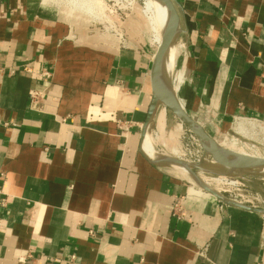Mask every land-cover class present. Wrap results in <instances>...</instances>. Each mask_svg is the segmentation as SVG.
<instances>
[{"label":"crops","instance_id":"0c3cea01","mask_svg":"<svg viewBox=\"0 0 264 264\" xmlns=\"http://www.w3.org/2000/svg\"><path fill=\"white\" fill-rule=\"evenodd\" d=\"M175 2L186 113L264 123V0ZM60 9L0 0V264H264V216L142 155L156 48Z\"/></svg>","mask_w":264,"mask_h":264},{"label":"water","instance_id":"95a60500","mask_svg":"<svg viewBox=\"0 0 264 264\" xmlns=\"http://www.w3.org/2000/svg\"><path fill=\"white\" fill-rule=\"evenodd\" d=\"M158 1L163 5L166 11V24L161 33L160 45L156 47L151 62L149 75L151 101L148 107L145 123L140 131V141L142 144L145 135L147 133L149 134L157 112L162 108L195 138L202 150V159L200 163L190 164L156 152L158 154V159L152 160L144 155L141 145L140 151L145 159L152 165L172 169H174L173 167L182 168L186 172L187 178L191 181L193 187L208 194L218 203L228 208L239 209L264 216L263 208H253L235 203L205 186L200 179L201 174L223 176L226 178L238 176L241 181L249 182V180L243 178V176H264V158L240 155L221 147L213 138H211V136H209L202 126L193 121V119L182 109L177 97L168 87L165 86V61L169 49L178 44L181 30L175 0ZM205 159L212 161V168L203 165Z\"/></svg>","mask_w":264,"mask_h":264},{"label":"rangeland","instance_id":"374dc122","mask_svg":"<svg viewBox=\"0 0 264 264\" xmlns=\"http://www.w3.org/2000/svg\"><path fill=\"white\" fill-rule=\"evenodd\" d=\"M64 1L65 0H61V2H57L61 4H59L58 6L57 4H51V6L61 7L59 13L63 16L68 15L67 17H69L70 19L77 17L80 22L86 23L92 28L100 30L101 34L109 35L117 39H120V35L122 36V39L124 38L123 33H121V26L124 23H132L137 26L140 31H142V33L151 43L152 35L150 33V30L146 24V21L141 17L138 11L142 9L141 0H130V2H133L131 7L129 5V1L127 0H89V2L87 3H90L88 6L91 7V11L93 12V14H91V17H88L86 15L84 16L76 12H72L69 15L68 11L71 12V10H69L66 6H62L64 5ZM42 3L46 5L47 2L46 0H42ZM47 4L48 6L50 5V3ZM134 8L135 10H133ZM151 46L152 48H156V46ZM179 71L180 70L176 60L172 76L174 77ZM178 83L180 91L182 78L179 79ZM165 112L164 125L163 127H161V130L157 131L154 130L153 127H151L149 131L150 137L153 141V148L157 153L169 157H174L175 159L180 161L182 159L183 162H186L187 160H189L187 150L191 153H194L196 148L194 145H191L190 140L188 139L187 130L178 121L171 117V115L167 111ZM236 119L240 120L237 121ZM244 121L245 123H252L251 120L247 118H235L228 125L227 129L222 130V132L218 134H212L211 138H213L216 142L222 144L225 148H231L235 150L239 146L241 150L245 152L247 151V153L249 154H256L259 158H264V123H261L259 121L254 122V125L256 127L252 128L248 124L246 126H243V128L240 126H236L237 123ZM209 124L203 127L206 132H209L210 130ZM225 130H227V132H225ZM231 138H233V140H231ZM232 141L236 142L238 146L235 144H231ZM201 175L213 178L218 177L203 174ZM243 178L249 180V182L241 181L238 176H234L228 179L233 183L241 182L245 184L247 188L246 190L249 193L253 195L256 194L260 198V204H256L258 208L264 209V176H243ZM185 179L191 184V181L188 178ZM213 184L214 182L210 183V187H207L214 192L219 193L226 198H229V194L221 193L225 187H223L222 184L218 185L220 184V181H217L215 183V186ZM232 189L234 188H229L227 190L232 191ZM196 190L197 189H193V191ZM198 191L200 190L198 189Z\"/></svg>","mask_w":264,"mask_h":264},{"label":"bare ground","instance_id":"6f19581e","mask_svg":"<svg viewBox=\"0 0 264 264\" xmlns=\"http://www.w3.org/2000/svg\"><path fill=\"white\" fill-rule=\"evenodd\" d=\"M127 1H129V3H130L129 5L131 7L133 2H130V0H127ZM46 2L50 3V5L51 4H57V6H58L60 3H57V2H61V0H46ZM87 2H89V0H65L63 2L64 5H62V6H66V7H68L69 10H71V12L68 11L69 15L72 12H76V13L82 14L84 16L86 15L88 17H91V14H93V12L91 11V7L88 6L90 3H87ZM141 2H142V5H141L142 9L138 10V11H139L141 17L146 21V24H147V26H148V28L150 30L151 35H152L151 36V45L158 47L160 45V42H161L162 30H163V28H164V26L166 24V11H165L163 5L158 0H141ZM47 3H46V5H48ZM133 10H135V8ZM66 19H68L70 21L72 20L69 17L66 18ZM182 50H183V47L180 44H176L173 47H171L169 49V51H168V55H167V58H166V61H165V66H164V73H165L164 74V83H165V86L168 87L169 90L176 97L178 96V93H179V83H178V81H179V79L182 76V72L179 71L174 77L172 76V74H173V71H174V68H175V62L178 59L179 55L182 53ZM178 101H179V104L181 105L182 109L185 111L183 102H181L179 99H178ZM165 113L166 112L163 109H161L160 111H158V113H157V115L155 117V126H156V130L157 131L161 130V127H163V125H164ZM193 121H195V120H193ZM247 124L251 128L252 127H256L252 123H245V121L237 123L236 126L237 127L240 126V127L243 128V126H246ZM231 140H233V138H231ZM218 144L221 147L225 148L222 144H220V143H218ZM231 144L237 145V143L233 142V141H232ZM141 149H142V152L144 153V155L147 158L152 159V160L158 159V154L155 152V150L153 148V141H152V138L150 137V134L147 133L145 135V137H144V139L142 141V144H141ZM225 149H227L229 151H232V152H235V153L240 154V155H245V156L259 158L258 155H256V154H254V155L253 154H249V153H247V151L245 152V151L241 150L239 148V146L235 150L231 149V148L230 149L229 148H225ZM172 158H174V157H172ZM181 161H183V160L181 159ZM203 165L205 167L212 168L213 163H212L211 160L205 159L204 162H203ZM173 168L175 169V171L181 177L187 178V174L182 168H179V167H173ZM200 179H201L202 183L205 186H208V187H210V183H213V182H214L213 185L215 186V183L217 181H220V184H218V185L222 184L223 187H225V188H228V187L230 188L233 185L228 180L225 181L226 177H223V176H218V177L213 178V177H206V176L200 175ZM203 194L208 195L206 193H203ZM209 197H211V196H209Z\"/></svg>","mask_w":264,"mask_h":264},{"label":"built area","instance_id":"2783aa9c","mask_svg":"<svg viewBox=\"0 0 264 264\" xmlns=\"http://www.w3.org/2000/svg\"><path fill=\"white\" fill-rule=\"evenodd\" d=\"M119 37H120V40L123 41L122 36L120 35ZM23 71H24V73H26L28 75L31 74V69L29 66L23 67ZM39 78L44 80V81H49L51 78V75L45 69H43L39 74ZM39 96H40V94H38L36 92H30L29 93V98H30L31 102H35L37 99H39ZM236 120L238 121L240 119H236ZM250 120H251L252 124H255L254 122H257L256 120H252V119H250ZM187 134H188V139L190 140L191 145H194L196 149H195L194 153L193 152L191 153L187 150L189 160H187L186 163H190V164L200 163V161L202 159V150H201L198 142L195 140V138L190 133L187 132ZM226 180L229 181L228 178H226L225 181ZM229 182H231V181H229ZM231 183L233 185L230 188H234V189H232V191H229V190H227L229 188H227V189L224 188L221 193L229 194L228 199H230L231 201H233L235 203L250 206L253 208H258V206L256 204H260V202H261L258 195H256V194L253 195V194L249 193L246 190L247 188H246L245 184H243L241 182H236V183L231 182ZM220 205L222 206L223 209L226 208V206H224L222 204H220ZM174 212L175 213L178 212L176 205L174 207ZM199 256L203 257L204 253H199Z\"/></svg>","mask_w":264,"mask_h":264}]
</instances>
